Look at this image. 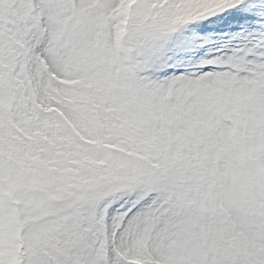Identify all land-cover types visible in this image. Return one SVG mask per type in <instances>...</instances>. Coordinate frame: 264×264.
Listing matches in <instances>:
<instances>
[{
  "label": "snow or ice",
  "instance_id": "6c2138e0",
  "mask_svg": "<svg viewBox=\"0 0 264 264\" xmlns=\"http://www.w3.org/2000/svg\"><path fill=\"white\" fill-rule=\"evenodd\" d=\"M0 264H264V0H0Z\"/></svg>",
  "mask_w": 264,
  "mask_h": 264
}]
</instances>
